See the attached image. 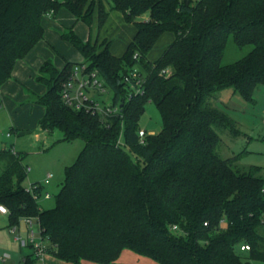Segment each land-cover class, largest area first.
Masks as SVG:
<instances>
[{"label": "trees", "instance_id": "1", "mask_svg": "<svg viewBox=\"0 0 264 264\" xmlns=\"http://www.w3.org/2000/svg\"><path fill=\"white\" fill-rule=\"evenodd\" d=\"M63 6L89 25L96 15L98 30L111 10L135 25L120 56L107 39L83 40L72 28L63 32L88 69L99 71L120 111L104 119L69 106L61 89L76 63L62 69L50 60L41 65L37 80L46 91L31 94L45 107L41 127L58 128L63 140L81 137L85 144L66 166L50 207L23 183L25 154L0 148V203L9 210L10 225L38 217L49 252L75 264L115 263L125 248L155 264L264 261V168L240 171L239 154L224 158L217 152V128L233 122L213 103L222 88L232 86L253 100L264 85V0H0V85L43 38V16ZM168 31L173 41L151 60L149 52ZM231 38L252 48L223 63ZM133 66L147 74L143 93L131 94L122 80ZM149 101L161 112L162 128L142 142L139 119ZM244 243L249 250H241ZM29 247L24 264H37Z\"/></svg>", "mask_w": 264, "mask_h": 264}, {"label": "rangeland", "instance_id": "2", "mask_svg": "<svg viewBox=\"0 0 264 264\" xmlns=\"http://www.w3.org/2000/svg\"><path fill=\"white\" fill-rule=\"evenodd\" d=\"M251 45L238 47L231 38L223 56L222 62L229 63L245 55ZM102 102H110L112 91L106 87L105 92L96 95ZM214 105L222 109L232 124L227 127H218L221 142L217 152L224 158L240 155L236 167L240 171H248L253 166L264 168V85L257 87L253 93V100L246 99L234 87L229 86L218 90L213 98ZM139 124L149 133H159L162 128V115L153 101L147 102L140 116ZM11 132L10 125L0 124V147L15 145L17 150L25 154L24 163L29 166L27 176L24 180L25 186L32 182L43 184L42 196L39 202L43 207H50L55 203V195L61 188L65 176V168L72 164L85 141L81 137L73 140H63V133L55 128L52 131H43L42 135L36 137L34 131H28L25 135L17 136ZM123 139V137H122ZM124 141V139H123ZM51 175V177H49ZM49 191L51 197L45 198V192ZM20 230H12L7 215H0V255L11 254L6 261L0 259V264H24L29 246H24L17 239L19 234L27 238L24 220L19 222ZM34 228L39 230L38 224ZM248 251H242L244 256ZM145 257V256H143ZM251 264H264V261L251 260ZM154 264L155 261L153 260ZM129 264H146L143 260H132Z\"/></svg>", "mask_w": 264, "mask_h": 264}, {"label": "crops", "instance_id": "3", "mask_svg": "<svg viewBox=\"0 0 264 264\" xmlns=\"http://www.w3.org/2000/svg\"><path fill=\"white\" fill-rule=\"evenodd\" d=\"M144 17L147 18L146 15ZM42 24L44 28L43 38L31 48L25 57L17 60L11 77L0 85V124L10 125L11 132L7 133L8 136L15 133L20 137L28 131H34L36 137H39L43 131L49 132L40 125L45 107L34 102L31 94H43L46 91V85L37 80L38 71L46 60L53 62L59 69H62L68 61L74 63L84 61L81 51L63 36L65 30L72 28L83 40L91 39L94 42L96 39L99 41L107 39L110 41L111 52L118 56L124 53L136 33L135 25L128 22L123 13L118 10L109 12L100 30H98L96 15L93 23L89 25L84 20L78 19L65 6L61 7L55 14L44 15ZM173 39L174 33L164 32L149 52L148 57L151 60L157 59ZM11 146L14 150L19 151L14 144ZM0 215L8 216V214L3 213ZM20 228L21 224L19 223L18 230ZM10 256L12 257L11 254ZM135 259L143 260L146 264H154L151 257L139 254L129 248L123 249L115 263L110 264H129ZM43 264L75 263L49 253L45 256ZM82 264L102 263L84 259Z\"/></svg>", "mask_w": 264, "mask_h": 264}, {"label": "built area", "instance_id": "4", "mask_svg": "<svg viewBox=\"0 0 264 264\" xmlns=\"http://www.w3.org/2000/svg\"><path fill=\"white\" fill-rule=\"evenodd\" d=\"M53 11H50L48 14H51ZM137 56V54H135ZM162 72H167L163 70ZM147 79V74L138 66H133L127 69L123 75L122 80L129 87L131 94L143 93L145 91V82ZM105 80L99 73L97 69L89 70L84 61L78 62L74 65L71 75L63 82L61 95L66 104L74 107L75 109L81 110L84 109L93 114H97L101 118H107L112 116L120 111V106L114 105L112 101L102 102L96 95L102 94L105 92ZM149 133L145 128H140L139 136L140 140L143 142L145 135ZM118 144L124 146L125 143L120 135L118 139ZM30 170L29 166L27 171ZM39 184L37 182H32L30 186H27L33 196L39 201V198L42 196L41 193L36 191V188ZM45 198H50L51 195L47 191L44 194ZM8 208L0 203V213L8 214ZM26 231L27 238H24L22 234L17 236V239L24 246H32L35 256L37 258V264H43V260L47 254H49V245L47 240L43 237L41 231V224L38 217H26L23 219ZM35 223L38 224L39 230L36 231L34 228ZM177 225H172V229H176ZM12 230H18V225H13ZM241 250H249L250 246L247 243L241 244ZM9 254L0 255V259L6 261L9 257Z\"/></svg>", "mask_w": 264, "mask_h": 264}]
</instances>
